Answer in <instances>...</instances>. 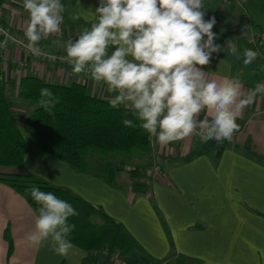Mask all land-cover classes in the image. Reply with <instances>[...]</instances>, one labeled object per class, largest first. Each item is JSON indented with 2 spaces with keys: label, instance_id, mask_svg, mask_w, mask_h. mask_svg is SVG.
Masks as SVG:
<instances>
[{
  "label": "crops",
  "instance_id": "0c3cea01",
  "mask_svg": "<svg viewBox=\"0 0 264 264\" xmlns=\"http://www.w3.org/2000/svg\"><path fill=\"white\" fill-rule=\"evenodd\" d=\"M61 3L65 9L61 32L39 42L58 52L65 51L68 40H74L87 24L94 22L99 0H61ZM203 3L201 11L207 14L205 19L214 17L220 30L239 34L244 29L249 34L256 22L264 25V15L243 13L242 0H203ZM0 22L24 35L28 13L23 0H7L0 8ZM214 33L215 43L222 50L213 53L204 67L210 78L239 77L245 92L264 82L260 60L257 62L261 69L252 72L249 64H244L238 47L236 54L227 51L229 34L217 30ZM240 36L233 41L236 45ZM9 53V61L0 56V71L24 138L26 173L101 207L138 245L139 256L148 260L142 264H264V95L257 94L254 103L240 112L236 121L239 129L231 140L213 139L205 143L193 135L162 147L153 139L151 152L153 157L162 158V170L156 172L150 167L145 176L148 191L135 193L122 183L121 176L112 185L100 175L76 171L40 150L26 123L35 106L19 98L20 82L25 76H37L50 84H81L90 95L111 101L113 94L106 86L86 73L74 74L70 66L34 61L13 47ZM20 60L26 64H19ZM240 65L245 70H240ZM14 101L20 104V109L14 106ZM207 115L202 113L200 119ZM108 161L113 162L104 159L102 165ZM36 216L20 194L0 183V264H81L88 253L76 245L67 256H62L53 250L50 241L40 245L29 242ZM119 258L125 262L122 256Z\"/></svg>",
  "mask_w": 264,
  "mask_h": 264
},
{
  "label": "clouds",
  "instance_id": "9594fccd",
  "mask_svg": "<svg viewBox=\"0 0 264 264\" xmlns=\"http://www.w3.org/2000/svg\"><path fill=\"white\" fill-rule=\"evenodd\" d=\"M28 13L24 36L26 50L39 55V42L61 32L65 11L61 0H23ZM203 0H99L94 22L65 45V61L74 74L88 73L113 94V108L127 107L139 127L159 145L167 146L196 135L202 142L231 140L238 131L240 112L264 93V82L243 91L239 77L210 78L204 67L221 51L212 31L215 18L204 19ZM232 54L237 45L230 40ZM244 64L257 53L244 49ZM53 93L40 90L39 104L51 113ZM202 113L207 117L200 119ZM135 127L133 120L122 121ZM38 207L32 244L51 242L53 250L67 256L69 239L78 215L73 206L52 192L31 188Z\"/></svg>",
  "mask_w": 264,
  "mask_h": 264
},
{
  "label": "trees",
  "instance_id": "16d2710c",
  "mask_svg": "<svg viewBox=\"0 0 264 264\" xmlns=\"http://www.w3.org/2000/svg\"><path fill=\"white\" fill-rule=\"evenodd\" d=\"M6 1L0 0V7ZM242 5L243 13L247 15L264 11V0H242ZM256 25L264 30L263 24L258 22ZM236 42L242 55L244 49L257 53L256 44L247 42L245 36H240ZM5 84L0 71V183L20 194L36 215L39 206L29 191L33 187L52 192L69 202L78 212L77 216L69 218V223L75 225L69 239L88 253L81 264H93L92 253L102 251L109 255L107 264L111 263V257L116 252L127 264L147 262V258L139 256L138 245L122 225L101 207L87 203L71 191L51 185L23 170L25 142L12 102L6 96ZM42 88H48L53 93L55 106L51 113L39 104ZM19 98L35 106L26 123L36 146L44 153L66 162L76 171L100 175L110 184L116 185V179L126 165L125 160H121L123 157L131 159L151 155L153 139L150 140L148 133L139 127V121L132 112L125 106L113 108L110 101L90 95L81 84L64 86L46 83L37 76H25L20 82ZM124 119L133 120L135 127L124 126ZM111 157H118L117 164L108 161L103 166L102 160ZM127 174L132 183L139 176L137 168L128 170ZM135 182L130 187L133 192L148 191L147 183ZM7 239L11 249L9 235Z\"/></svg>",
  "mask_w": 264,
  "mask_h": 264
},
{
  "label": "rangeland",
  "instance_id": "374dc122",
  "mask_svg": "<svg viewBox=\"0 0 264 264\" xmlns=\"http://www.w3.org/2000/svg\"><path fill=\"white\" fill-rule=\"evenodd\" d=\"M7 2V1H6ZM4 6V5H3ZM2 6V7H3ZM2 7H0V8H2ZM245 14V13H244ZM264 15V11L263 12H256L255 13V15H258V16H255V17H261L262 15ZM245 15H247V14H245ZM250 15V14H249ZM205 16H207V14H205ZM205 16H204V19H205ZM206 20V19H205ZM256 22V21H255ZM218 23V22H217ZM256 24H257V22H256ZM220 29H222L219 25H215L214 27H213V29H212V31H214V32H216V30H217V32L218 33H223V34H229V36H230V38L231 39H229L231 42H233L238 36H240V34H243V33H245V37H246V39H247V42H252V40H251V36L252 35H254L255 37H258V36H264V30L262 29V27H260V26H258V25H254V28L252 27V29L251 30H249L248 32H249V34L245 31L244 32V29H242L241 31H239V34L238 33H236V32H233V33H230V30H225V29H223V30H220ZM228 29V28H227ZM220 32H219V31ZM240 30V29H239ZM232 32V31H231ZM77 34V33H76ZM246 34H247V36H246ZM78 36H76L75 38H77ZM74 38V39H75ZM219 39V38H218ZM223 38H220V41L221 42H223ZM74 41V40H73ZM253 43V42H252ZM242 46L244 47V44H242ZM229 49H227V51H228ZM60 53H62V54H66V51H61ZM10 54V53H9ZM230 54H232L231 52H230ZM229 54V55H230ZM231 57H232V55H230ZM34 61H36V60H34ZM254 61H256V62H254ZM258 61V59H256L255 58V60H253L250 64H249V66L251 67H249L250 69H252V72L253 71H259L260 69H261V64L259 63V62H257ZM37 62H39V61H37ZM44 64H46V63H44ZM47 65H52V64H47ZM57 65H63V64H57ZM65 65H67V66H70L69 64H65ZM54 66V65H53ZM71 67V66H70ZM240 70H245V67H243V66H241L240 65ZM87 75H89L88 73H86ZM14 106H16V107H18L19 109H20V104L18 103V102H16V101H14ZM24 109V108H23ZM26 111H28V109L26 110ZM33 111V110H32ZM31 111V112H32ZM15 113V112H14ZM16 115V114H15ZM151 150H152V145H151ZM116 158H118V157H111L110 158V160H113V163H115V164H117V161L119 160V159H116ZM157 159H158V157H153V155H152V152H151V155H149V157L147 156V157H140V156H135V157H132L131 159H128V158H125V157H123L121 160L122 161H124L125 160V167H124V170L126 169H128V170H133L134 168H137V171H138V173H139V176L137 177V180H136V182H140L141 184H143V183H147L146 181V178H145V176H147V172H149L150 171V167H152V169H153V171H155V165L157 164ZM163 161V160H162ZM124 172V171H123ZM125 173V172H124ZM119 176H121L122 177V183L123 184H127V185H129L130 187H131V185L132 184H134V182L132 183V181H131V177H129L128 176V174L126 173L125 174V176L124 175H122V172H121V174L119 175ZM135 182V183H136ZM91 257H92V261H93V264H107V262L109 261V255L107 254V252H104V251H102V252H96V253H92V255H91ZM112 258V261H111V263H109V264H127V263H125V262H122L123 260H120V258H119V255H118V252H116V255H114V256H112L111 257ZM111 258H110V260H111Z\"/></svg>",
  "mask_w": 264,
  "mask_h": 264
},
{
  "label": "built area",
  "instance_id": "2783aa9c",
  "mask_svg": "<svg viewBox=\"0 0 264 264\" xmlns=\"http://www.w3.org/2000/svg\"><path fill=\"white\" fill-rule=\"evenodd\" d=\"M224 2H228V0H224ZM251 40L257 46V55L256 58L260 60L261 64L264 66V36L255 37L254 35L251 36ZM27 43L26 38L24 35L20 34L19 32L14 31L10 26L0 22V56L5 61L11 60L9 51L10 48H14L18 50L22 54L25 55L28 59H33L39 61L41 63L46 64H68L64 57L66 54H62L58 51H54L48 48H45L41 45H38L41 49V53L39 55H32L29 53L24 45ZM13 59L12 61H14ZM19 64L24 65L26 64L25 61H18ZM260 95H264V93H260ZM162 158L158 157L157 164L155 165V171L161 172L162 170Z\"/></svg>",
  "mask_w": 264,
  "mask_h": 264
},
{
  "label": "water",
  "instance_id": "95a60500",
  "mask_svg": "<svg viewBox=\"0 0 264 264\" xmlns=\"http://www.w3.org/2000/svg\"><path fill=\"white\" fill-rule=\"evenodd\" d=\"M75 39H76V38H75ZM75 39H74V40H75Z\"/></svg>",
  "mask_w": 264,
  "mask_h": 264
}]
</instances>
